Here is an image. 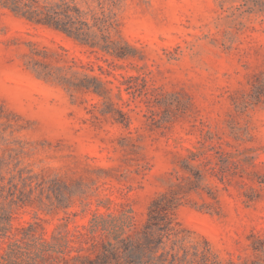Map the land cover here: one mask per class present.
I'll use <instances>...</instances> for the list:
<instances>
[{"label":"rangeland","instance_id":"obj_1","mask_svg":"<svg viewBox=\"0 0 264 264\" xmlns=\"http://www.w3.org/2000/svg\"><path fill=\"white\" fill-rule=\"evenodd\" d=\"M1 213L17 264H264V0H0Z\"/></svg>","mask_w":264,"mask_h":264},{"label":"trees","instance_id":"obj_2","mask_svg":"<svg viewBox=\"0 0 264 264\" xmlns=\"http://www.w3.org/2000/svg\"><path fill=\"white\" fill-rule=\"evenodd\" d=\"M163 209L165 210L160 201L155 202L150 211V221L157 222L156 224L163 221L165 217V214L163 213L165 211H163ZM3 213L0 214V248L2 247V250L6 255L3 259L7 263L13 261V264H17L18 259L16 258L15 253H27V251L29 250V243L24 239H18V237H11V229H9L6 224L13 227L11 220H9V218L12 216H9V218H7V216ZM7 239L8 242H5Z\"/></svg>","mask_w":264,"mask_h":264}]
</instances>
